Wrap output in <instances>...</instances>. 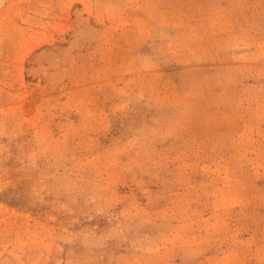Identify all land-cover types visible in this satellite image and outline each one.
<instances>
[{"label":"rangeland","instance_id":"1","mask_svg":"<svg viewBox=\"0 0 264 264\" xmlns=\"http://www.w3.org/2000/svg\"><path fill=\"white\" fill-rule=\"evenodd\" d=\"M0 264H264V0H0Z\"/></svg>","mask_w":264,"mask_h":264}]
</instances>
